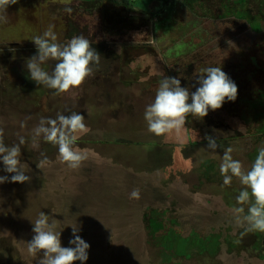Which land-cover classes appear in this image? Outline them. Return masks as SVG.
<instances>
[{
  "label": "rangeland",
  "instance_id": "rangeland-1",
  "mask_svg": "<svg viewBox=\"0 0 264 264\" xmlns=\"http://www.w3.org/2000/svg\"><path fill=\"white\" fill-rule=\"evenodd\" d=\"M163 1L130 0L125 7L104 0H18L7 9L0 21V135L8 145L25 138L21 161L30 180L0 184V264H38L40 254L33 257L28 243L41 211L55 220L63 247L71 246L68 224L81 226L77 234L90 244L85 264H264V247L234 220L237 204L229 198L242 186L235 177L223 185L219 172L225 149L246 170L264 147V135L255 133L264 105L250 104L264 93V3L247 0L245 20L241 0H198L192 9L169 0L165 12ZM117 17L131 21V29L117 30ZM249 20L254 28L260 20L261 31ZM50 26L58 42L83 36L100 54L81 85L61 94L29 79L24 66L35 49L31 37ZM170 30L172 40L160 44ZM130 57L127 75L134 82L126 84L122 67ZM209 66L235 82L236 100L202 119L189 114L182 128L167 134L149 133L143 112L160 80L176 77L195 91L196 76ZM11 85L14 95L5 93ZM71 112L83 114L88 128L74 145L88 154L78 169L60 163L56 147L34 135L42 117ZM243 128L250 135L239 134ZM209 136L215 151L207 148ZM2 168L0 175H12ZM133 190L139 199L130 198ZM159 215L188 236L172 230L171 237H154L148 220Z\"/></svg>",
  "mask_w": 264,
  "mask_h": 264
},
{
  "label": "clouds",
  "instance_id": "clouds-1",
  "mask_svg": "<svg viewBox=\"0 0 264 264\" xmlns=\"http://www.w3.org/2000/svg\"><path fill=\"white\" fill-rule=\"evenodd\" d=\"M17 2L18 0H0V21L6 19L4 14L7 9ZM30 40L34 43L36 52L24 65L29 79L39 86L54 90L55 94L81 85L92 72L91 65L98 64L100 60V54L87 38L74 36L67 42L60 43L51 26ZM49 61L54 62L50 70L44 67ZM193 86L195 91L190 92L188 87L181 86V80L176 77L166 76L160 80L154 99L145 106L143 112L149 133L161 136L180 129L185 125L189 114L202 119L209 110L219 109L225 102L235 101L237 98V85L221 67L204 68L196 76ZM84 120L85 116L80 112L68 115L58 113L54 119L42 117L34 135L56 147L60 163L70 169H78L88 159L87 152L74 148L80 138L79 134L88 131ZM206 139L207 148L217 150L216 140L211 136ZM24 144L23 136L18 137L17 143L8 145L0 135V165L3 166L4 173L12 174L0 175V184L30 180V176L26 174L30 171L29 166L21 161V146ZM231 153L230 147L224 150L219 172L223 185H230L235 177L242 186L235 197L239 206L233 209L234 220L246 232L264 233V147L258 148L253 162L246 170L241 161L234 159ZM46 161L47 157L36 164V167L40 169ZM130 198L139 199V190H133ZM68 226L71 227V238L68 241L71 246L63 247L61 231L56 230L55 220H50L49 215L41 211L32 222L34 235L28 243V252L33 257L40 254L38 264H73L74 261L85 264L90 244L77 234L81 231L80 225L75 223Z\"/></svg>",
  "mask_w": 264,
  "mask_h": 264
},
{
  "label": "trees",
  "instance_id": "trees-1",
  "mask_svg": "<svg viewBox=\"0 0 264 264\" xmlns=\"http://www.w3.org/2000/svg\"><path fill=\"white\" fill-rule=\"evenodd\" d=\"M83 1H86V2H97V1H100V0H83ZM104 1H109L112 4H117V5L118 4H121V5L125 6V7H130V5H131V3H129L130 0H119V1L118 0H104ZM159 1H161V0H159ZM168 1H166V2L163 1L164 4L162 3L163 4L162 11H164V12H165L164 9L166 8L165 5L168 3ZM197 1L198 0H183L182 3L188 5V8L187 9H192L193 4L195 2H197ZM261 1H262V4H263L264 3V0H261ZM232 2H234V1H232ZM241 2L243 3L241 9H243V15H244L245 18H241V17H239V18L246 20L248 18V13H249L247 11V9H246L247 0H241ZM142 13L145 14L146 12L145 11H142ZM227 16H229V15H224V17H227ZM145 18H150L151 19V16L145 17ZM114 22H117V23H114ZM113 23L118 25L117 30L120 29L119 31H124V30L127 31L128 28L130 30L131 29L130 26L132 25V22L131 21H129V20L128 21L127 20L124 21L122 17H117L116 18V21H113ZM147 23L148 22L146 21V24ZM249 23H250V26H251L252 30L255 31V32H260L261 29L263 28L261 26L260 20H258V22H256L255 28L253 27L254 21H250L249 20ZM167 33H169V35H172V31L171 30L170 31H166V34H164L162 37H160L158 39V42L160 44H167L170 40H172L173 37L167 36ZM35 52H36L35 49L34 48H31V56L34 55L33 53H35ZM131 64H133V63L131 62V57H130V58L127 59V62H125V64L122 67V72L124 71V74H123V78L122 79L124 80V82L126 84H128V82H130V83H132V81L134 82V80L133 79L130 80L128 78V75H127V72H129V71L131 72L132 71V70H130L132 68V65ZM125 73H126V75H125ZM138 76H140V74H138ZM136 82H137V80H136ZM12 87L13 86L11 85L7 89V91H5V93L6 94L10 93V94H13L14 95V92H13L14 90H12ZM38 90L41 91L40 88H38ZM15 96H17V94ZM250 104L252 106H255L257 104L258 105H264V93L261 92L260 96L258 98H255ZM256 116L257 117L262 116L261 112L257 113ZM255 133H257L260 137L262 135H264V122H261V123L259 122V126L256 128ZM239 134H241L242 136H248V135H250L249 134V130L248 129H244V128L239 130ZM251 160L253 162L254 157H252ZM233 189L236 190L238 188H234V187L233 188H230V191L232 192ZM235 197H236V195L233 196V197H231V198H229L231 205H235L236 204ZM237 206H239V205H236V207ZM226 215H229L230 217L233 216L232 214H226ZM148 223H149V225L151 224V226L153 225L152 228H150V230H151L152 235L154 237H156V238L162 237L163 235L170 234V232L172 230L174 231V233H175V231L178 232V234L181 236V238H184L185 236H188V235H183L182 234V231L180 229L175 228V227H172V225L174 223H176L175 221H173L171 223H168L167 220L161 219L160 215L158 217L153 218V220H151V219L148 220ZM244 232H245L244 235H246V238H249L251 236L252 242L257 240V242H258L257 247L258 248H260V246H263L264 247V233H260V232H246L245 230H244ZM174 233L170 234L169 236L171 237ZM172 253H174V252H172ZM172 253L170 252V254H172ZM173 256H179V257L181 256L182 257V253H176V254H173ZM173 256L171 255L169 257H173ZM261 257H263V253H260L259 258H261Z\"/></svg>",
  "mask_w": 264,
  "mask_h": 264
},
{
  "label": "crops",
  "instance_id": "crops-1",
  "mask_svg": "<svg viewBox=\"0 0 264 264\" xmlns=\"http://www.w3.org/2000/svg\"><path fill=\"white\" fill-rule=\"evenodd\" d=\"M158 3V2H157ZM158 5H159V3H158ZM163 6V5H162Z\"/></svg>",
  "mask_w": 264,
  "mask_h": 264
}]
</instances>
